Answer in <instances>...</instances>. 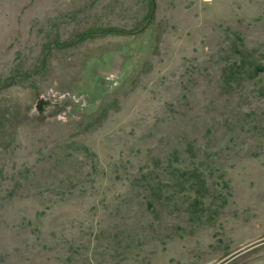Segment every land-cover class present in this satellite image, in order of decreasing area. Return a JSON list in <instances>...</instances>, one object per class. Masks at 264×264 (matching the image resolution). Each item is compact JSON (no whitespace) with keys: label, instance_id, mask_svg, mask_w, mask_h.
<instances>
[{"label":"rangeland","instance_id":"obj_1","mask_svg":"<svg viewBox=\"0 0 264 264\" xmlns=\"http://www.w3.org/2000/svg\"><path fill=\"white\" fill-rule=\"evenodd\" d=\"M0 264H264V0H0Z\"/></svg>","mask_w":264,"mask_h":264}]
</instances>
